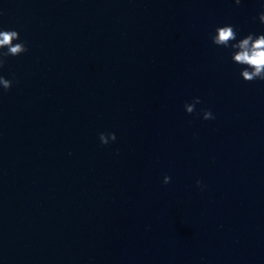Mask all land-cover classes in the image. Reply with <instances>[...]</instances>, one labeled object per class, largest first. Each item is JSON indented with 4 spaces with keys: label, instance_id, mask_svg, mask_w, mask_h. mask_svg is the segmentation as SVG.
Here are the masks:
<instances>
[{
    "label": "clouds",
    "instance_id": "9594fccd",
    "mask_svg": "<svg viewBox=\"0 0 264 264\" xmlns=\"http://www.w3.org/2000/svg\"><path fill=\"white\" fill-rule=\"evenodd\" d=\"M239 5L241 0H234ZM262 11L258 15L259 21L264 24V5H261ZM2 15V13H0ZM212 43L215 46L230 48L232 50L231 60L233 63L241 65L240 77L247 82L255 80L264 81V33H248L238 38V31L231 24L217 26L214 33L210 34ZM19 41V42H17ZM6 49V51H4ZM28 51L26 43L21 40L20 33L17 30H0V69H3L7 63L8 57L20 56ZM13 80L0 75V87L7 91L12 87ZM201 101L199 97H194L191 103H185L186 113L192 114L195 111L196 104ZM204 120L214 119L210 109L201 110ZM115 133H100L99 140L102 145H108L110 141H116ZM171 177L165 176L164 183L167 184ZM201 185V181H196Z\"/></svg>",
    "mask_w": 264,
    "mask_h": 264
}]
</instances>
